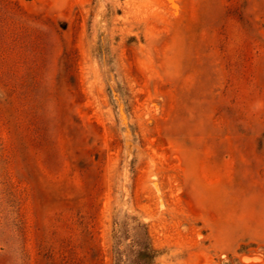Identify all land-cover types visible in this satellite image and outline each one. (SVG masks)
Segmentation results:
<instances>
[{
  "label": "rangeland",
  "instance_id": "1",
  "mask_svg": "<svg viewBox=\"0 0 264 264\" xmlns=\"http://www.w3.org/2000/svg\"><path fill=\"white\" fill-rule=\"evenodd\" d=\"M0 264H264V0H0Z\"/></svg>",
  "mask_w": 264,
  "mask_h": 264
}]
</instances>
